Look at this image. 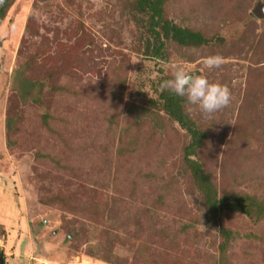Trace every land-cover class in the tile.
Masks as SVG:
<instances>
[{
  "label": "rangeland",
  "instance_id": "1",
  "mask_svg": "<svg viewBox=\"0 0 264 264\" xmlns=\"http://www.w3.org/2000/svg\"><path fill=\"white\" fill-rule=\"evenodd\" d=\"M165 9L210 43L150 57L132 0H17L0 25L3 264H264V219H210L190 135L158 102L177 66L226 85L231 103L211 118L187 106L209 135L193 160L220 196L263 201L264 0ZM210 55L223 65L207 68Z\"/></svg>",
  "mask_w": 264,
  "mask_h": 264
},
{
  "label": "trees",
  "instance_id": "2",
  "mask_svg": "<svg viewBox=\"0 0 264 264\" xmlns=\"http://www.w3.org/2000/svg\"><path fill=\"white\" fill-rule=\"evenodd\" d=\"M167 1L132 0L134 11L147 19L146 53L155 59H165L168 42H173L184 49L202 48L208 45L210 42L202 34L180 27L167 19L165 9ZM16 2L17 0L0 1V25L6 20ZM158 102L161 103L168 117L190 135V144L185 149L186 166L190 169L197 188L203 194L210 219L219 224L220 215L223 213H241L258 221L264 219V200L237 194L220 196L213 184L212 176L204 170V166L200 162L193 160L204 149L209 135L204 134L199 123L189 115L186 101L165 89L159 94ZM153 105L155 106L157 103L152 101ZM219 234L223 239V244L220 247L221 254H226L233 233L220 225Z\"/></svg>",
  "mask_w": 264,
  "mask_h": 264
},
{
  "label": "clouds",
  "instance_id": "3",
  "mask_svg": "<svg viewBox=\"0 0 264 264\" xmlns=\"http://www.w3.org/2000/svg\"><path fill=\"white\" fill-rule=\"evenodd\" d=\"M203 63L209 69L220 68L223 57L210 55L204 58ZM160 88L183 98L192 109H198L205 119L227 108L232 99L231 91L226 85L210 82L203 75L190 74L179 66L172 72L171 79L162 81Z\"/></svg>",
  "mask_w": 264,
  "mask_h": 264
},
{
  "label": "water",
  "instance_id": "4",
  "mask_svg": "<svg viewBox=\"0 0 264 264\" xmlns=\"http://www.w3.org/2000/svg\"><path fill=\"white\" fill-rule=\"evenodd\" d=\"M259 18H264V12L258 14ZM1 264H3V258H1Z\"/></svg>",
  "mask_w": 264,
  "mask_h": 264
}]
</instances>
